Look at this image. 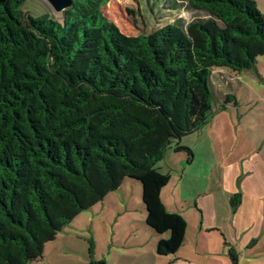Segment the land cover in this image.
Wrapping results in <instances>:
<instances>
[{
  "label": "trees",
  "instance_id": "trees-1",
  "mask_svg": "<svg viewBox=\"0 0 264 264\" xmlns=\"http://www.w3.org/2000/svg\"><path fill=\"white\" fill-rule=\"evenodd\" d=\"M0 0V264H30L76 216L141 184L158 256L175 254L187 224L160 195L156 165L211 115L214 69L241 73L264 56L254 0H188L208 17L129 37L103 9L70 0L33 16ZM43 1V0H41ZM234 100L227 96L226 103Z\"/></svg>",
  "mask_w": 264,
  "mask_h": 264
},
{
  "label": "rangeland",
  "instance_id": "rangeland-1",
  "mask_svg": "<svg viewBox=\"0 0 264 264\" xmlns=\"http://www.w3.org/2000/svg\"><path fill=\"white\" fill-rule=\"evenodd\" d=\"M254 1L264 15V0ZM23 9L38 16L47 6L27 0ZM103 13L129 37L168 24L185 30L208 18L188 0H111ZM209 83L210 117L179 142L190 154L172 146L156 165L169 175L160 196L165 209L187 224L182 247L156 254L169 234L147 227L141 184L127 179L76 216L45 245L44 258L30 264H264V56L241 73L214 69ZM227 96L234 100L227 104Z\"/></svg>",
  "mask_w": 264,
  "mask_h": 264
},
{
  "label": "water",
  "instance_id": "water-1",
  "mask_svg": "<svg viewBox=\"0 0 264 264\" xmlns=\"http://www.w3.org/2000/svg\"><path fill=\"white\" fill-rule=\"evenodd\" d=\"M54 13H60L70 6V0H43Z\"/></svg>",
  "mask_w": 264,
  "mask_h": 264
},
{
  "label": "crops",
  "instance_id": "crops-1",
  "mask_svg": "<svg viewBox=\"0 0 264 264\" xmlns=\"http://www.w3.org/2000/svg\"><path fill=\"white\" fill-rule=\"evenodd\" d=\"M161 193H162V191H161ZM161 196V195H160ZM164 204V203H163ZM185 220V219H184ZM215 225V224H214ZM256 239V238H255ZM257 242L255 241L254 243H253V245H255Z\"/></svg>",
  "mask_w": 264,
  "mask_h": 264
}]
</instances>
